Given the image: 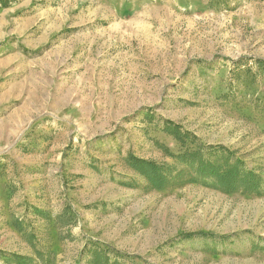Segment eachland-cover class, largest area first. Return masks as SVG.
Instances as JSON below:
<instances>
[{
  "label": "rangeland",
  "instance_id": "374dc122",
  "mask_svg": "<svg viewBox=\"0 0 264 264\" xmlns=\"http://www.w3.org/2000/svg\"><path fill=\"white\" fill-rule=\"evenodd\" d=\"M164 124L257 193L167 157ZM131 157L171 166L167 187ZM94 253L264 264V0H0V264Z\"/></svg>",
  "mask_w": 264,
  "mask_h": 264
},
{
  "label": "trees",
  "instance_id": "16d2710c",
  "mask_svg": "<svg viewBox=\"0 0 264 264\" xmlns=\"http://www.w3.org/2000/svg\"><path fill=\"white\" fill-rule=\"evenodd\" d=\"M161 132L167 134L178 147V150L174 153H171L167 147H161L166 156L178 163L194 168L197 176L211 179L213 188L224 193L237 191L257 193L261 185V179L251 171L241 172L240 169L242 168L237 162L228 166V160L220 154L226 152L224 149L211 148L209 151H205L197 145L195 137L181 132L172 124H164ZM129 165L144 177L149 190L159 191L169 184L167 172L171 169V166H159L153 161L133 157L129 160ZM93 261L94 264H110L108 259L100 253H94Z\"/></svg>",
  "mask_w": 264,
  "mask_h": 264
}]
</instances>
